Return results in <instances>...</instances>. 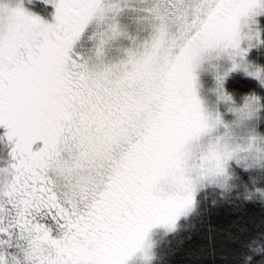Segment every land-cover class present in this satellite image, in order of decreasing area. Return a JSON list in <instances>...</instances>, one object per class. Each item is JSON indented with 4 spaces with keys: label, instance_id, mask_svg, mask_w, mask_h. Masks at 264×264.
I'll return each instance as SVG.
<instances>
[{
    "label": "snow or ice",
    "instance_id": "obj_1",
    "mask_svg": "<svg viewBox=\"0 0 264 264\" xmlns=\"http://www.w3.org/2000/svg\"><path fill=\"white\" fill-rule=\"evenodd\" d=\"M43 2L0 0V264H168L210 207L264 209V0Z\"/></svg>",
    "mask_w": 264,
    "mask_h": 264
},
{
    "label": "trees",
    "instance_id": "obj_2",
    "mask_svg": "<svg viewBox=\"0 0 264 264\" xmlns=\"http://www.w3.org/2000/svg\"><path fill=\"white\" fill-rule=\"evenodd\" d=\"M239 77L246 83L241 75H235L234 79ZM261 218H264V209L258 204L210 207L202 219L193 221L189 231L170 238L171 244L166 248L171 253L168 264H244L243 255L234 256L239 245L233 243L232 237L244 239L241 229H252L253 222L258 223ZM189 235L191 239L187 238Z\"/></svg>",
    "mask_w": 264,
    "mask_h": 264
},
{
    "label": "rangeland",
    "instance_id": "obj_3",
    "mask_svg": "<svg viewBox=\"0 0 264 264\" xmlns=\"http://www.w3.org/2000/svg\"><path fill=\"white\" fill-rule=\"evenodd\" d=\"M33 11H36L40 15H42L46 19H50V13L54 11L51 5H46L43 0H34V4L30 6ZM120 23L126 27V30L129 34V36H135L137 34V27H138V21L136 20V14L132 11H125L121 14L119 17ZM97 30V23L96 21H93L88 29H86V33L83 37V45L84 47H89L91 45V41L89 40V36L92 32ZM112 52L115 54L118 52V50L123 46H128L130 44V40L127 38H119L115 41H112ZM241 75V74H236ZM242 76V75H241ZM243 77V76H242ZM245 78V77H243ZM247 80V78H245ZM242 78L239 77L238 79H234L230 91L233 92H242V88L246 89L248 88L247 83H242ZM243 93V92H242Z\"/></svg>",
    "mask_w": 264,
    "mask_h": 264
}]
</instances>
